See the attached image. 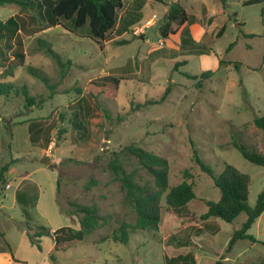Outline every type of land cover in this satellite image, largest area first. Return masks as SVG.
<instances>
[{
  "label": "rangeland",
  "instance_id": "374dc122",
  "mask_svg": "<svg viewBox=\"0 0 264 264\" xmlns=\"http://www.w3.org/2000/svg\"><path fill=\"white\" fill-rule=\"evenodd\" d=\"M246 1L227 0L226 8L218 0L181 1L196 17L189 31L207 52L203 55L189 53L191 46L183 44L187 26L174 24L167 38L162 35L169 3L143 0L142 20L125 33L120 22L103 47L87 30L73 34L57 26L35 32V12L0 5V21L19 13L24 18L23 66L13 55L19 46L0 40V83L19 90L0 97V174L9 166L6 184H0V248L12 253L16 264H185L180 257L187 255L195 264H264V213L248 231L257 242L239 240L229 250L247 215L232 223L203 218L208 211L203 201L218 202L221 193L195 156L216 175L228 165L248 175L249 203L256 205L264 191V167L234 146L264 155V131L255 125L264 117L263 4ZM140 2L127 0L120 18L133 16ZM50 47L64 67L46 53ZM206 71L211 75L204 76ZM109 75L124 79L117 89L90 90L93 81ZM23 87L39 104L27 107ZM168 87L166 100L157 102ZM145 102L151 104L140 107ZM82 119L85 130L75 124ZM30 124L42 128L38 142L30 138ZM133 143L168 161L169 186L159 230L130 228V241L123 244L112 236L123 225H135L137 214L125 204L121 181L108 164ZM44 157L51 162L41 163ZM126 164L138 183L156 189L137 160ZM184 182L193 186L196 199L171 209L166 196ZM93 205L107 221L84 241L58 251L53 232L77 229L76 210Z\"/></svg>",
  "mask_w": 264,
  "mask_h": 264
},
{
  "label": "trees",
  "instance_id": "16d2710c",
  "mask_svg": "<svg viewBox=\"0 0 264 264\" xmlns=\"http://www.w3.org/2000/svg\"><path fill=\"white\" fill-rule=\"evenodd\" d=\"M127 0H0V5H18L21 6L22 11H33L38 28L35 32H41L45 29L61 26L68 32L75 34L81 30H87L89 39L98 43L100 47H103V42L110 40V33L117 28L121 22V32L125 33L129 31L133 26L138 24L143 18L144 2H141L136 6L133 16H126L124 19L120 18V11H123L126 6ZM159 4L169 3V11L166 16V23L162 29V35L167 38V31L174 25L179 27L187 26L184 29L183 44L188 49L189 53L203 55L207 54L204 50H199L200 47L194 42V39L190 36V26L195 24L196 17L189 14L186 9L181 5L182 0H154ZM223 8H226L227 0H218ZM263 4L262 13L264 14V0H247L245 5ZM24 18L19 14L10 17L6 21H0V40H6L10 44L13 42L18 45V49L14 51V59L21 61L22 66L25 60V52L23 47V30ZM226 30V26L223 25L218 36H221ZM187 35H189L188 38ZM248 37L251 35H247ZM13 49L14 47H8ZM46 53L51 55L57 63L64 67L65 64L62 61V57L56 53L53 48H47ZM3 62L0 61V69L3 68ZM35 76L40 77L34 72ZM211 75V71H206L204 76ZM191 79H198L196 76H190ZM124 79H118L114 76H104L99 78L98 81H93L90 84V90H105L108 88L117 89L121 81ZM45 81H47L45 79ZM53 89V87H50ZM15 90L19 93L18 89L12 84L0 83V97H7L11 92ZM22 93L26 97L27 107L39 104L36 102V98L29 95L28 89L23 87ZM171 92V88L168 87L161 99L157 102L163 103ZM156 102V101H154ZM150 102H145L142 106H147ZM87 112L91 115V108L87 106ZM109 116V114H108ZM125 118V115H122ZM76 118H79V114H76ZM79 129L86 128L84 120L75 123ZM255 125L264 131V117L257 118ZM38 125H29L30 138L33 142H38V136L42 133V128H37ZM64 131H60L59 138ZM234 146L243 154L246 160L259 166L264 167V155L259 154L255 150L249 149L244 144L234 143ZM113 158L108 164L109 170L118 175L121 181V189L124 192L125 204L128 205L136 214L137 221L135 225L127 228L123 225L120 230L115 232L112 236L115 242L128 244L130 241L129 229L144 231V232H157L160 227L162 216V199L163 194L168 190L169 186V168L168 161L164 158L158 157L149 153L135 143L126 146L121 152L114 153ZM196 163L200 166L203 172L208 174L216 188L219 189L221 197L218 202L204 200V204L207 206L208 211L203 215L204 219L215 218L221 219L228 223H232L240 214L245 213L247 215L246 221L242 227L235 231L233 237L229 243V250H231L237 241L250 240L257 242L256 239L251 236L248 231L256 220L264 213V191L259 195L255 206H251L249 203V187L251 179L248 175L242 173L237 168L228 165L226 169L220 174L216 175L214 170L207 165L199 154L195 152ZM135 159L146 169L149 174L154 178L156 189L143 186L138 183L132 174H129L126 170V161ZM9 166H5L1 170L0 184L4 185L5 173L8 171ZM19 201H23V196L20 193L16 195ZM196 199L193 186L187 182L180 184L170 190L166 196V203L171 209L180 210L187 204ZM78 215V228H72L70 226H64L58 228L53 232V240L55 248L64 250L70 244L84 241L88 235L93 234L101 225H103L107 219L103 217L96 205L82 206L76 210ZM9 252H11L10 246H8ZM0 252H4L0 249ZM12 254V253H11ZM186 261L189 260V264H195V259L192 255L186 257H180ZM15 262L16 258L13 256ZM217 264H223L219 261Z\"/></svg>",
  "mask_w": 264,
  "mask_h": 264
},
{
  "label": "crops",
  "instance_id": "0c3cea01",
  "mask_svg": "<svg viewBox=\"0 0 264 264\" xmlns=\"http://www.w3.org/2000/svg\"><path fill=\"white\" fill-rule=\"evenodd\" d=\"M0 235H2V234H0ZM0 238H2V236ZM0 249H2V248H0ZM3 251L4 252H0V264H16V263H18V262L14 261L13 255L11 253H6L5 250H3Z\"/></svg>",
  "mask_w": 264,
  "mask_h": 264
},
{
  "label": "water",
  "instance_id": "95a60500",
  "mask_svg": "<svg viewBox=\"0 0 264 264\" xmlns=\"http://www.w3.org/2000/svg\"><path fill=\"white\" fill-rule=\"evenodd\" d=\"M51 162V160H50V158L49 157H44L43 159H42V161H41V163H50Z\"/></svg>",
  "mask_w": 264,
  "mask_h": 264
},
{
  "label": "built area",
  "instance_id": "2783aa9c",
  "mask_svg": "<svg viewBox=\"0 0 264 264\" xmlns=\"http://www.w3.org/2000/svg\"><path fill=\"white\" fill-rule=\"evenodd\" d=\"M6 188L9 189L10 188V185H7Z\"/></svg>",
  "mask_w": 264,
  "mask_h": 264
}]
</instances>
